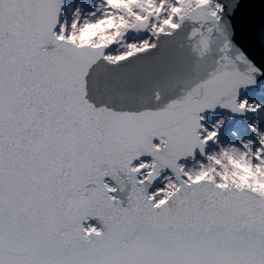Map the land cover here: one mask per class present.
I'll return each instance as SVG.
<instances>
[{"label": "snow or ice", "instance_id": "snow-or-ice-1", "mask_svg": "<svg viewBox=\"0 0 264 264\" xmlns=\"http://www.w3.org/2000/svg\"><path fill=\"white\" fill-rule=\"evenodd\" d=\"M0 264H264V0H0Z\"/></svg>", "mask_w": 264, "mask_h": 264}]
</instances>
